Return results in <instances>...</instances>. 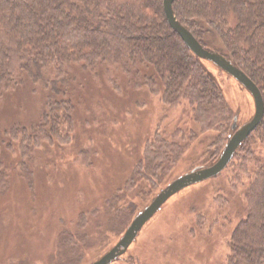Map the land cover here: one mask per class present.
Listing matches in <instances>:
<instances>
[{
  "label": "trees",
  "instance_id": "1",
  "mask_svg": "<svg viewBox=\"0 0 264 264\" xmlns=\"http://www.w3.org/2000/svg\"><path fill=\"white\" fill-rule=\"evenodd\" d=\"M174 11L206 49L243 70L264 98V0H175ZM205 63L170 27L163 0H0V107L29 85L47 93L38 125L0 130V195L10 191L15 176L31 181L36 154L66 158L65 150L71 148L74 158L89 161L92 152L78 148L76 98L85 99L91 81L103 82L117 94L125 91L124 85L144 91L161 102L165 117L187 111L192 126H158L144 139L139 156L126 164L118 184L83 217L102 201L114 207L121 197L131 202L135 195L151 194L208 134L222 149L233 116L223 85ZM79 76L89 85L79 83ZM10 151L16 154L14 165L9 164ZM230 167V184L241 187L240 199L231 195L216 205L235 209L227 264H264V118ZM111 196L114 202L107 201ZM208 228L212 234V225ZM214 231L224 235L219 226ZM64 239L60 246L72 262L78 245L66 233Z\"/></svg>",
  "mask_w": 264,
  "mask_h": 264
},
{
  "label": "rangeland",
  "instance_id": "2",
  "mask_svg": "<svg viewBox=\"0 0 264 264\" xmlns=\"http://www.w3.org/2000/svg\"><path fill=\"white\" fill-rule=\"evenodd\" d=\"M205 67L223 85L232 112L228 142L233 125L240 127L253 117L255 103L229 74L211 62ZM82 81L89 85L86 77L79 76L78 82ZM90 85L84 86L85 99L77 97L76 105L80 109L78 148L91 151V158L76 159L71 148L65 150L66 158L58 153L53 157L36 154L31 163L34 175L28 178L31 187L14 177L10 191L0 195V264H93L119 242L134 218L162 189L182 175L213 165L227 144L218 149L212 144V134L206 135L182 158L163 186L142 198L132 195L131 202L122 201L121 195L120 204L114 207L102 201L83 217V211L118 184L126 164L139 156L144 139L151 137L158 126L165 130L182 124L192 126L187 111L175 110L165 117L161 102L144 91H132L124 85L125 91L117 94L103 82L91 81ZM46 99L47 93L33 85L18 90L0 107V130L38 125L46 111ZM8 155L9 164L14 165L15 152ZM65 161L73 165L65 166ZM230 164L214 179L173 196L144 226L128 252L113 264H227L230 231L237 223L235 209L216 205L223 199L229 201L231 195L240 199L241 187L230 184ZM108 200L114 202V197ZM217 226L224 235L214 231ZM65 233L78 245L72 262L67 261L60 246Z\"/></svg>",
  "mask_w": 264,
  "mask_h": 264
},
{
  "label": "water",
  "instance_id": "3",
  "mask_svg": "<svg viewBox=\"0 0 264 264\" xmlns=\"http://www.w3.org/2000/svg\"><path fill=\"white\" fill-rule=\"evenodd\" d=\"M174 3L175 0H163L164 13L170 27L181 37L183 42L196 57L216 65L222 71L233 77L251 94L255 103V113L253 117L242 126L238 127L236 123L233 125V133L219 159L213 165L206 168L195 169L174 179L134 218L119 242L93 264H113L119 260L128 252L144 226L173 196L191 186L204 183L220 175L230 164L238 149L259 127L264 118V98L260 88L231 60L220 53L206 49L195 36L178 21L174 11Z\"/></svg>",
  "mask_w": 264,
  "mask_h": 264
}]
</instances>
